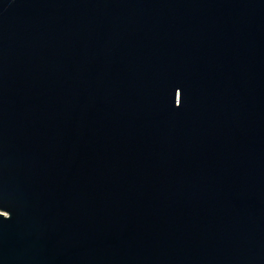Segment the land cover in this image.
Returning a JSON list of instances; mask_svg holds the SVG:
<instances>
[{
  "label": "water",
  "instance_id": "obj_1",
  "mask_svg": "<svg viewBox=\"0 0 264 264\" xmlns=\"http://www.w3.org/2000/svg\"><path fill=\"white\" fill-rule=\"evenodd\" d=\"M0 264H264V0H0Z\"/></svg>",
  "mask_w": 264,
  "mask_h": 264
}]
</instances>
